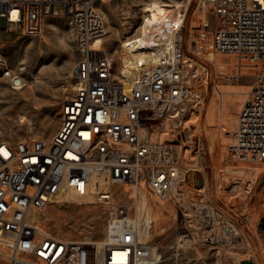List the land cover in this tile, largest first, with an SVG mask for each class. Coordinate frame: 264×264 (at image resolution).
Instances as JSON below:
<instances>
[{
  "label": "built area",
  "instance_id": "1",
  "mask_svg": "<svg viewBox=\"0 0 264 264\" xmlns=\"http://www.w3.org/2000/svg\"><path fill=\"white\" fill-rule=\"evenodd\" d=\"M97 3L104 2L0 0V43L10 24H20L17 33L39 34L44 18L58 15L54 5L62 4L63 16L74 25L78 53L69 74L75 87L61 104L57 132L49 139L0 141V235L11 241L0 245L10 250L8 264H136L149 260L151 243L139 240L137 228L130 223L129 206L113 202L111 190H99L94 202L103 208L106 236L115 237L112 244L98 248L58 237L38 228L35 218L66 191L84 196L91 173L109 185L132 188L145 182L149 193L160 199H166L184 179L176 144L156 141L151 133L162 121L184 123L201 106L206 89L197 83L207 72L190 75L184 64L181 30L171 54L162 55L125 92L111 53L103 43L99 49L91 46L104 28ZM251 3L247 9L246 0H197L205 21L193 40V50L233 56V71L222 77L225 83L253 79L233 129L225 133L229 138L226 148L239 161L264 164V0ZM203 222L207 224V219ZM212 229L203 235L207 244L215 234Z\"/></svg>",
  "mask_w": 264,
  "mask_h": 264
},
{
  "label": "rangeland",
  "instance_id": "2",
  "mask_svg": "<svg viewBox=\"0 0 264 264\" xmlns=\"http://www.w3.org/2000/svg\"><path fill=\"white\" fill-rule=\"evenodd\" d=\"M143 1L109 0L96 4L104 24L108 22L109 32L102 41L104 49L115 59L116 74L127 60L119 47V37L124 28L136 24ZM196 4L197 0H192L187 10L182 38L185 56L207 72L203 75L206 93L199 106L197 125H187V132L196 131L195 137L186 142L181 139V133L174 140L179 161L187 156L192 159L185 169L184 179L179 182L181 189L175 195L170 193L165 200L149 193L145 182L132 188L122 184L108 185L107 189L112 191L113 202L129 206L130 218L138 222L140 240L157 246L161 255L159 264H241L244 260L264 264V164L239 161L226 147L224 151L221 147L227 141L220 116L224 112L229 114L228 132L231 131L253 79L244 77L237 83H225L222 77L233 71V56L211 50L215 56L208 59L193 50V40L201 26L198 22L192 27L191 22L196 15L201 18L202 14ZM246 7L252 8L251 0H246ZM54 11L59 15H47L37 35L17 33L20 24H10L3 34L4 42L0 43V141L12 143L16 138L35 136L49 139L59 128L61 104L72 93L64 88L69 87L70 70L78 53L74 25L69 17L63 16L64 6L55 4ZM214 27L210 18V29ZM7 71L24 83H32V87L29 89L26 85L21 91L13 90ZM21 116L26 117L30 125L21 123ZM147 133L150 134L151 129ZM234 186L240 193L234 194ZM197 200L204 205L201 209L216 210L221 213L223 222L225 218L237 227L246 245L242 250L238 242L225 247L224 243L222 246L204 241V232L210 227L199 216ZM102 210L89 196L79 198L65 193L39 214L38 221L44 231L58 237L99 242L110 239L106 236ZM166 225L171 227L157 235L156 228ZM189 239L192 243L185 242ZM9 255L10 250L0 245V264H8Z\"/></svg>",
  "mask_w": 264,
  "mask_h": 264
},
{
  "label": "bare ground",
  "instance_id": "3",
  "mask_svg": "<svg viewBox=\"0 0 264 264\" xmlns=\"http://www.w3.org/2000/svg\"><path fill=\"white\" fill-rule=\"evenodd\" d=\"M102 1L105 2L109 0H102ZM191 1L192 0H171V1L144 0L140 4V9H139L140 15L138 17L136 24L130 25V27L128 28H124V31L119 37V41H120L119 47H121V51L127 57V60L125 61L124 65L121 66L120 73L117 74V76L122 81L125 92H129L132 85L136 81H138L140 76L146 71H148L152 66H154L159 61V58L162 55L171 54L173 41L177 36L180 35L181 30L184 27L185 16ZM196 8L199 11H201L200 14L201 13L202 14L200 15L201 18H199L198 15H196L197 18L192 19L191 22L193 23L192 27L195 26L194 24H198V22H199V26H201L205 21V14L203 13V11L197 6ZM107 23L108 22L104 24L102 35L100 37H97L93 41L91 45L93 49H99L101 47V44L103 43L102 41L103 37L106 36L107 33L109 32V26ZM3 42L4 41L2 40L1 43ZM212 55L213 54L209 51L204 55V57L208 59H212ZM184 64L187 67L190 75L192 76H197L201 72L205 71V68L203 66L191 61L186 56H184ZM6 75L11 77V83H12L11 88L13 90L21 91L26 87V85L28 86L29 89L32 87V83L30 82L24 83L23 80L17 76L12 77L10 71H7ZM205 81H206L205 79L201 78L200 81H198L197 83V87H202V89L205 90ZM74 87H75L74 84L70 82L69 87L64 88V90L71 91L74 89ZM199 113H200V107H195L194 110L190 112L187 116L189 120L185 121L184 123L168 125V123L165 121L160 122L155 126L156 128L151 133V138L156 141L174 142L177 136L182 133L181 139H183L184 141L186 140L187 142L192 138V136L195 137L196 135V131H194L192 134L187 132L189 129L187 125L189 123L193 125H197V119ZM19 120L21 123L30 125L29 120L24 116H21ZM220 121L222 122V124L224 123V125L222 126L224 127L225 133H227L231 126L229 114L227 112H224L220 116ZM143 132H145V130ZM28 138H33V137H28ZM225 138L227 142H225V144L224 143L221 144L223 151H224L223 148L226 147V144L228 143V138L226 135ZM185 156H187V152ZM190 159L187 156L180 162L181 171L183 174L185 172L186 167H188L189 165ZM108 185L109 184H107V182L103 180L101 176H99L96 173H91L88 179V188L84 196H78L72 191H66L65 193L73 194L79 198L89 196L93 198V202H94L95 196L99 192V190L110 191L107 189ZM139 185L142 186V182ZM180 187H181L180 183L178 182L173 192L171 193H174L175 195L176 192H178L181 189ZM233 192L234 194H238L239 189H237L234 186ZM198 200L196 201L197 202L196 204H198L197 207H199L198 209L201 211V215H202L199 216L204 219L206 218L208 226L212 227L213 228L212 231L215 232L214 236L210 238V244L222 245V243H224L225 247H229L233 243L238 242V245H240L242 250V248H244L246 245L237 227L228 220H226L225 218L223 222V217L220 212L213 209L212 210L201 209V207H203L204 205H202L201 202H199ZM38 220H39L38 217H36L35 221L39 222ZM130 223L135 228L138 227V222L136 221L135 218H130ZM37 227L42 229V226L39 223L37 224ZM170 227L171 226H167V225L161 226L156 228L155 232L157 235H162ZM204 233L207 234V232ZM107 236H108L107 238H110L109 240H104L99 242H94V241L92 242L82 241V242L87 244H95L98 248H101L104 244H112L115 242V237L112 234H109ZM1 241H5L11 244V241L8 239L7 235L5 234H3L2 236L0 235V242ZM140 241L142 243H150L149 241H142V240ZM192 241H193L192 239L185 240L186 243H192ZM151 247H152L151 259L144 261L139 260L136 262V264L160 263L161 255L159 253L157 246L151 244ZM90 264H97V263H90Z\"/></svg>",
  "mask_w": 264,
  "mask_h": 264
},
{
  "label": "water",
  "instance_id": "4",
  "mask_svg": "<svg viewBox=\"0 0 264 264\" xmlns=\"http://www.w3.org/2000/svg\"><path fill=\"white\" fill-rule=\"evenodd\" d=\"M241 264H254V263L252 261H246V260H244V261L241 262Z\"/></svg>",
  "mask_w": 264,
  "mask_h": 264
},
{
  "label": "crops",
  "instance_id": "5",
  "mask_svg": "<svg viewBox=\"0 0 264 264\" xmlns=\"http://www.w3.org/2000/svg\"><path fill=\"white\" fill-rule=\"evenodd\" d=\"M59 15V14H58ZM215 54L212 55V59L214 58ZM246 84H244L243 86H245ZM248 86V85H247Z\"/></svg>",
  "mask_w": 264,
  "mask_h": 264
}]
</instances>
